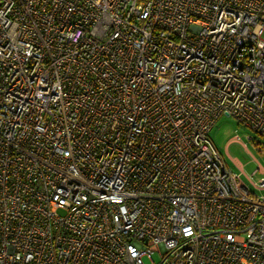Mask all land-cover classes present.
Returning a JSON list of instances; mask_svg holds the SVG:
<instances>
[{
  "label": "built area",
  "instance_id": "obj_1",
  "mask_svg": "<svg viewBox=\"0 0 264 264\" xmlns=\"http://www.w3.org/2000/svg\"><path fill=\"white\" fill-rule=\"evenodd\" d=\"M221 115L264 138V0H0V264H264Z\"/></svg>",
  "mask_w": 264,
  "mask_h": 264
},
{
  "label": "rangeland",
  "instance_id": "obj_2",
  "mask_svg": "<svg viewBox=\"0 0 264 264\" xmlns=\"http://www.w3.org/2000/svg\"><path fill=\"white\" fill-rule=\"evenodd\" d=\"M209 135L223 163L239 174L241 181L251 192L264 193L253 187V182L264 177V138L226 115L218 118ZM234 136H238L239 140H231ZM153 258L157 261L158 255L154 254ZM143 260L145 264H149L147 259Z\"/></svg>",
  "mask_w": 264,
  "mask_h": 264
}]
</instances>
